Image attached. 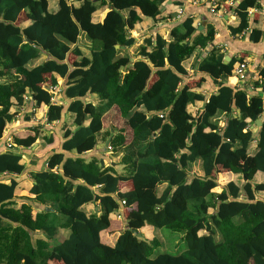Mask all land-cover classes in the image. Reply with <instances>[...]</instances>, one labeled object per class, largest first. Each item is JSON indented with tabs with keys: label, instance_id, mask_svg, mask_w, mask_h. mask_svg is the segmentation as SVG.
Wrapping results in <instances>:
<instances>
[{
	"label": "trees",
	"instance_id": "obj_1",
	"mask_svg": "<svg viewBox=\"0 0 264 264\" xmlns=\"http://www.w3.org/2000/svg\"><path fill=\"white\" fill-rule=\"evenodd\" d=\"M163 2L59 0L51 10L50 0H0V136L29 96L35 113L46 111V123L60 121L64 105L52 101L48 89L59 80L72 99L71 120L61 129L63 152L53 151L46 169L32 172L33 182L12 177L26 168L20 152H0V175L9 176L0 177V264H264V180H253L264 174V97L221 84L207 99L195 91L203 79L183 84L184 62L215 38L212 26L197 32L192 17L173 28L170 39L146 38L133 59L130 31L142 16L156 18ZM258 2L237 4L233 35L250 28L249 9ZM104 6V18L96 21ZM83 34L92 44L87 54L77 45ZM262 37V30L250 29L252 41ZM243 61L225 63L214 46L199 71L224 80ZM255 81L264 88V67ZM89 93L101 103L81 99ZM201 101L202 111L191 110ZM114 105L125 120L111 132L103 116ZM235 111L221 126L223 114ZM41 129L14 135L13 144L31 149ZM101 136L111 137L113 155L123 153V172L82 156ZM43 139L47 149L59 141L53 132ZM92 204L98 211L87 210ZM115 214L125 221L122 230ZM149 227L172 229L186 248L152 256L160 242L146 236ZM60 230L68 231L62 240Z\"/></svg>",
	"mask_w": 264,
	"mask_h": 264
},
{
	"label": "crops",
	"instance_id": "obj_2",
	"mask_svg": "<svg viewBox=\"0 0 264 264\" xmlns=\"http://www.w3.org/2000/svg\"><path fill=\"white\" fill-rule=\"evenodd\" d=\"M216 1L221 5V7H219L215 12L212 10L209 0H164L163 4L160 7V14L157 15L156 18L153 19L148 16H142V20L135 25L136 27L133 30L130 31V35L134 37L135 43L127 49V53L132 55L133 59H138L139 57H137L136 54L137 49L144 43V40L146 38L150 37L154 39L156 35L161 34L165 39H170V33L172 29L179 26L186 18L192 17L197 26V31L198 27L201 26L203 22H205L202 30H204L206 26H212L215 30V38L213 43L208 45V47H206L205 49L196 50L194 54L184 62V66L187 70V75L183 77V84H186L193 80L203 79V86L200 89H195V91L203 93L207 99H209V97L213 93L217 92L221 84L246 90L248 96L260 94L264 97V88H256L253 85L256 82L255 80L257 79L259 70L264 67V0H259L258 6L256 5L250 7L249 12L251 26L247 31L238 35H233L230 31V28L231 26H235L238 24V18L234 10L241 0ZM177 3H180V5L178 6ZM57 5V0H50L51 10H54ZM178 7L179 9H182V14L176 12ZM107 10L108 6L100 8L99 11L95 14L96 21H102ZM252 27L258 28L263 31V37L258 42H254L250 39V29ZM77 45H79V48H81L85 52V54H87L86 51H88L92 46L91 42L85 37V34L80 36ZM214 46H218V48L221 49L224 54V61L226 60V57L229 56L230 60H227V63L232 59L239 60L243 58V60L247 62V75L245 77H240L236 75L235 71L233 70L232 75H230L226 79H218L215 81L213 77H211L208 73L199 71L200 60L205 58L208 52ZM45 57L46 56H42L40 61L45 59ZM59 81H61L62 92L56 96V100L57 102H61L64 105L63 116L60 121H57L55 123H46V111L35 113L33 97L30 96L26 100L25 105L17 109L16 118L11 126L7 127V129L0 136V152H4L7 149L5 142V138L7 136H11L12 138L14 135L21 137L26 136L32 134V127H35L38 124L42 126L40 137L37 139L35 145L31 149H24L15 145L13 147L16 152H20L22 154L26 166L21 174L12 176L18 181L28 180L33 182L31 175L32 172L46 169L47 158L51 153H53V151L63 152L61 146V137L63 130L61 129L64 123L67 124L71 120V113L67 112V110L72 99L67 98L64 94L66 81ZM84 100L85 102H92L95 105L101 103L97 94L89 93L84 97ZM203 106L204 102L201 101L197 102L190 108L191 110L194 109L196 112H199L203 110ZM237 113V111H235L233 114L224 113V116L220 121V125L225 126L228 119L232 116H235ZM124 120L125 119L122 117L121 112L116 105H114L111 110L103 116V121L106 127L110 128L111 132L113 131V126L120 128V126H122V124L124 123ZM69 127L76 129L72 124H69ZM106 127L104 128L106 129ZM252 129H254L257 134L259 128L252 127ZM52 132L58 136L59 141H57L55 145L47 149L44 144L43 137L50 136ZM109 138L111 139V137H108L105 142H103L104 140L101 136L100 139L102 140V143L100 145H97L92 151L84 153L82 156L87 159H90L92 157L97 158L100 160V163L102 165L110 164L115 167L116 170L123 172L124 165L121 164L123 154L116 156L112 155L109 146H106V142ZM75 154L76 152L65 153L66 156ZM101 160L103 162H101ZM195 169L196 168L194 167L192 171L197 170ZM259 174L253 179L255 182L264 180V174H260L261 176H259ZM2 178L8 180L9 176H2ZM120 185L121 187H130V183L128 182H122ZM27 192V189H24L21 191V194L25 195L27 194ZM259 195L264 198V192L259 193ZM44 207L45 206H41L39 208ZM87 210L98 211L97 204L87 206ZM113 217L119 218L120 221H116V226L122 230L125 227V221L122 218V215L121 217H118V215L115 214ZM145 233L147 237H152L153 235H155L159 238L160 242H165V233L163 230L154 229L153 231V229L149 227L145 229ZM67 234V230H60L59 237L57 239L62 240L67 236ZM41 235L42 234L40 232L36 234V236L38 237ZM181 236L182 235H180L179 237ZM103 239L111 244L114 241V236L104 234ZM52 263L63 264L58 260H54L52 261Z\"/></svg>",
	"mask_w": 264,
	"mask_h": 264
},
{
	"label": "rangeland",
	"instance_id": "obj_3",
	"mask_svg": "<svg viewBox=\"0 0 264 264\" xmlns=\"http://www.w3.org/2000/svg\"><path fill=\"white\" fill-rule=\"evenodd\" d=\"M58 3H59V0H58ZM85 37L87 38L86 35H85ZM86 52L88 53L89 51H86ZM103 142H105V141H103ZM101 143H102V140L99 137V141H98L97 145H100ZM120 154H123V153H119L118 155H120ZM113 156H116V155H113ZM163 231L165 233V235H164L165 242H160L159 238L157 237V241L160 242V247H157L156 249H154V252H152V256H155V255H157V254H159L161 252H168V253H171V254H178L181 251H184V249L186 248V242H185L184 239H181L179 236H175L176 233H174V231L172 229H170V228H164Z\"/></svg>",
	"mask_w": 264,
	"mask_h": 264
},
{
	"label": "built area",
	"instance_id": "obj_4",
	"mask_svg": "<svg viewBox=\"0 0 264 264\" xmlns=\"http://www.w3.org/2000/svg\"><path fill=\"white\" fill-rule=\"evenodd\" d=\"M69 4H73L75 2V0H68ZM209 3L211 4V8L213 11L216 12V0H209ZM179 14H182V9H180ZM235 74L240 76V77H245L248 73V67H247V62L243 61L241 63H239L235 68H234ZM51 92H52V101L56 102V96L59 95L62 92V87H61V82H58L55 85H52L48 88ZM30 97V96H29ZM26 97V100L29 98ZM160 116H162V114H160ZM5 142H6V148H13L15 144H13V138L11 136H7L5 138ZM110 148V146H109ZM2 176L5 175H0V177L2 178ZM124 203V201L122 202V204Z\"/></svg>",
	"mask_w": 264,
	"mask_h": 264
},
{
	"label": "water",
	"instance_id": "obj_5",
	"mask_svg": "<svg viewBox=\"0 0 264 264\" xmlns=\"http://www.w3.org/2000/svg\"><path fill=\"white\" fill-rule=\"evenodd\" d=\"M204 25H205V22H203V23L201 24V26L198 27V31H199V30H202L203 27H204ZM198 31H197V32H198ZM115 47L118 48L119 46H118V45H115ZM227 60H230L229 56L226 57V60H225L224 62L227 63ZM81 99L84 100V97H82ZM261 125H262V120H261V119H257L255 125H253L252 127H253V128H254L255 126L260 127ZM77 128H78V127H77ZM77 128H76V129H77ZM109 143H110V138H109L108 141L106 142V146H109ZM101 162H103V161L101 160ZM134 233H135V231H134ZM137 235H138L139 237L141 236L140 233H137Z\"/></svg>",
	"mask_w": 264,
	"mask_h": 264
}]
</instances>
